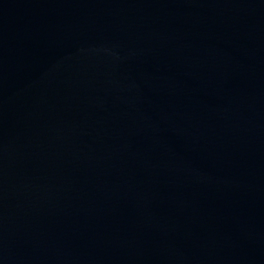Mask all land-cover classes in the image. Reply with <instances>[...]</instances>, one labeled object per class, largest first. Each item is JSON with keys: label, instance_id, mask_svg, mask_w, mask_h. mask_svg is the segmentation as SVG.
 Returning a JSON list of instances; mask_svg holds the SVG:
<instances>
[{"label": "water", "instance_id": "95a60500", "mask_svg": "<svg viewBox=\"0 0 264 264\" xmlns=\"http://www.w3.org/2000/svg\"><path fill=\"white\" fill-rule=\"evenodd\" d=\"M0 264H264V0H0Z\"/></svg>", "mask_w": 264, "mask_h": 264}]
</instances>
